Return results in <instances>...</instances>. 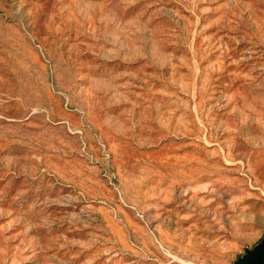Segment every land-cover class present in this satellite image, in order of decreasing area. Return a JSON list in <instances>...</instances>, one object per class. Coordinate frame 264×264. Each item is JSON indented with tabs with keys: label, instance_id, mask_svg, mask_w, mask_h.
<instances>
[{
	"label": "rangeland",
	"instance_id": "rangeland-1",
	"mask_svg": "<svg viewBox=\"0 0 264 264\" xmlns=\"http://www.w3.org/2000/svg\"><path fill=\"white\" fill-rule=\"evenodd\" d=\"M264 232V0H0V264H233Z\"/></svg>",
	"mask_w": 264,
	"mask_h": 264
},
{
	"label": "water",
	"instance_id": "water-1",
	"mask_svg": "<svg viewBox=\"0 0 264 264\" xmlns=\"http://www.w3.org/2000/svg\"><path fill=\"white\" fill-rule=\"evenodd\" d=\"M233 264H264V232L261 240L251 249H245Z\"/></svg>",
	"mask_w": 264,
	"mask_h": 264
}]
</instances>
